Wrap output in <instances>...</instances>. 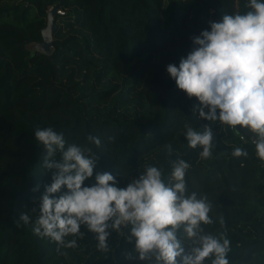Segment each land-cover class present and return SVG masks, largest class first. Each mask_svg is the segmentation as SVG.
Listing matches in <instances>:
<instances>
[{"label":"trees","instance_id":"1","mask_svg":"<svg viewBox=\"0 0 264 264\" xmlns=\"http://www.w3.org/2000/svg\"><path fill=\"white\" fill-rule=\"evenodd\" d=\"M58 1L0 0V264H70L66 248L58 252L55 242L33 234L31 223H15L26 212L34 221L38 213L30 210L51 183L34 138L36 127L49 126L77 145L99 136V148L89 145L98 155L94 176L110 172L119 187L149 165L167 181L171 161L186 160L189 193L206 194L213 205L214 223L205 231L230 240L229 264H264V163L253 134L231 129L235 140L226 151L199 162L202 149L188 146L185 123L201 131L210 124L213 135L222 125L194 116L198 100L166 70L193 49L192 37L210 30L213 11L220 20L243 14L248 0H74L92 36L74 32L55 38L51 54L32 51L29 43L43 40L48 10ZM235 147L248 155L234 157Z\"/></svg>","mask_w":264,"mask_h":264},{"label":"clouds","instance_id":"2","mask_svg":"<svg viewBox=\"0 0 264 264\" xmlns=\"http://www.w3.org/2000/svg\"><path fill=\"white\" fill-rule=\"evenodd\" d=\"M243 14H224L209 21L210 30L192 37L193 49L179 65L169 64L167 73L177 87L199 104L193 115L218 121L233 130L247 129L257 158L264 163V0H248ZM184 136L192 149L201 148V159H209L214 148L212 126L202 131L185 123ZM34 138L43 146V167L51 172V183L38 198L33 221L29 212L15 222L32 224L33 234L55 242L57 251L78 247L82 226L95 235L98 250L110 251L112 233L125 235L134 245L122 252L126 261L149 264H229L230 240L225 232L208 233L204 225L214 223L213 205L206 194L189 193L185 179L191 165L182 158L171 161L165 181L163 170L147 166L126 187L110 172H95L98 155L89 145L101 146L99 136L87 135L86 145L68 143L63 133L52 127H36ZM115 136L108 141L114 142ZM172 154V145L166 144ZM59 154V158L58 157ZM234 157L247 156L241 147ZM94 183L85 186L93 178ZM39 186L32 189L37 191ZM221 227L224 219L219 218ZM189 243L185 247L184 239ZM63 254V253H61Z\"/></svg>","mask_w":264,"mask_h":264},{"label":"rangeland","instance_id":"3","mask_svg":"<svg viewBox=\"0 0 264 264\" xmlns=\"http://www.w3.org/2000/svg\"><path fill=\"white\" fill-rule=\"evenodd\" d=\"M56 8L57 14L55 15V29L53 31V46L55 49V38L64 37L70 33H80L92 36L85 27L83 8L74 0H59L57 4L53 5L50 9ZM49 9V10H50ZM48 10V11H49ZM48 23V16H47ZM42 40L41 42H43ZM29 48L32 51H40L41 47L37 42L29 43ZM235 140L234 133L231 128L222 125L216 130L214 135L213 144L215 145L212 150V155L215 151L224 153L226 146ZM211 158V157H210ZM208 159H201L198 155V161L205 164ZM82 236H69V239H76L78 247L68 249V257L70 264H127L122 252L132 250L134 245L126 241L128 230L125 229L124 236H118L115 232L112 233L108 240L110 251L104 253L97 248V241L95 235L88 232L82 226Z\"/></svg>","mask_w":264,"mask_h":264},{"label":"water","instance_id":"4","mask_svg":"<svg viewBox=\"0 0 264 264\" xmlns=\"http://www.w3.org/2000/svg\"><path fill=\"white\" fill-rule=\"evenodd\" d=\"M57 9L52 8L48 11V23L47 25L42 29V36H43V42L41 41H34L37 42L41 49L40 51L43 53L51 54L54 51L53 46V31L55 29V15L57 14ZM211 19L213 21H220L218 17L217 11H213L211 15Z\"/></svg>","mask_w":264,"mask_h":264},{"label":"built area","instance_id":"5","mask_svg":"<svg viewBox=\"0 0 264 264\" xmlns=\"http://www.w3.org/2000/svg\"><path fill=\"white\" fill-rule=\"evenodd\" d=\"M241 138L244 139V136L242 135Z\"/></svg>","mask_w":264,"mask_h":264}]
</instances>
